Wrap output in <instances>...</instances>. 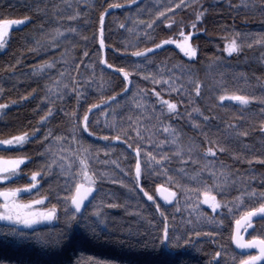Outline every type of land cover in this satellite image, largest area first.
<instances>
[{
    "label": "trees",
    "instance_id": "trees-1",
    "mask_svg": "<svg viewBox=\"0 0 264 264\" xmlns=\"http://www.w3.org/2000/svg\"><path fill=\"white\" fill-rule=\"evenodd\" d=\"M180 4L0 0V19L29 17L10 30L0 51V104H15L0 115V139L31 135L20 147L0 148V157L27 159L20 175L0 187L29 185L35 172L38 187L19 199L45 198L47 207L56 204L58 209L53 223L16 226L30 236L38 234L39 240L3 236L0 229V264H70V257L80 264L95 259L171 264L174 254L181 264H239L245 257L233 247L234 221L264 203L259 196L264 191V45L258 43L264 37V0H183L184 6L176 7ZM192 11L203 13L200 32L192 37L197 56L188 59L172 45L154 49ZM233 40L239 50L226 53L225 44ZM145 48L152 53L132 55ZM119 68L129 73L126 95ZM233 94L248 96L249 103L219 99ZM163 100L177 108L169 112ZM89 105L97 107L90 113L88 131L73 132L77 124L84 127ZM85 172L95 188L85 213L98 209L106 224L95 227V237L89 233L82 239L73 255L50 245L64 228L65 204L69 206ZM157 185L175 192L172 205L158 200ZM204 192L215 197L218 211L200 204ZM157 206L175 229L173 239L183 236L180 248L153 244L157 225L163 227ZM254 235L264 238V219L253 222L246 239ZM126 237L127 244L115 242Z\"/></svg>",
    "mask_w": 264,
    "mask_h": 264
},
{
    "label": "snow or ice",
    "instance_id": "snow-or-ice-1",
    "mask_svg": "<svg viewBox=\"0 0 264 264\" xmlns=\"http://www.w3.org/2000/svg\"><path fill=\"white\" fill-rule=\"evenodd\" d=\"M131 3V0H129ZM183 0H181V4L177 5L176 7H183ZM114 7H119V5H114ZM261 7H264V4H261ZM163 15V14H161ZM203 13H197L196 20L200 21ZM29 17L25 16L23 20L20 19H0V47H3L4 40L6 36L9 33V29L11 26L14 25H20L27 21ZM105 19V13L101 12L100 14V21L101 24H103V21ZM171 23H175L174 21ZM121 28L125 27V25H120ZM193 28H195V24L192 25ZM181 36H184L183 30H181ZM193 32H188L187 36H184V39L180 42H178L175 39H168V40H161L159 44L154 45L155 49H160L162 46L167 44H175L180 51L184 54V56L189 58H195L197 56V49L190 46L188 43V38L193 36ZM100 43V49L103 51L106 48V45L104 43L103 37L99 41ZM258 43L261 45H264V37H262ZM239 45L235 40H233L230 44H225L224 51L226 53H233L237 52L239 50ZM153 49L145 48L143 51H136L133 52L132 55L134 57H145L149 54H151ZM87 53H85V58L87 57ZM100 63L103 64L104 60L101 57ZM108 68H112V64H108ZM118 72L123 74V82H124V92L123 94L126 95V90L131 87L129 83V73L125 71L123 68H119L117 70ZM153 83H160V81L153 80ZM201 85L199 83L196 84V95L199 97L201 94L200 92ZM156 97L159 99L160 94L155 93ZM76 96L77 101L79 102L82 93L79 89L76 90ZM21 99H24L23 97ZM113 97H110L109 100H113ZM219 99L221 101L225 100L224 95H220ZM229 99L233 101H239L240 104H248L249 103V97L246 95H236L233 94L229 97ZM162 104L167 105V109L169 112L177 108V104L170 102L168 100L161 101ZM6 107L5 105L0 104V108ZM96 105H89V110L84 113V119L83 124L84 127L80 129L79 124H77L73 132L77 131L78 129L81 132H87L88 131V122L90 120V113L96 109ZM51 111V109H50ZM198 111V110H197ZM78 118V113L76 114ZM44 117H41V120H43ZM205 120H208V117H204ZM167 131V129H165ZM262 133H264V127L260 129ZM247 133H244L246 135ZM119 136H113L111 137L112 140H119ZM26 139L25 136L19 135L14 137L10 140H4L2 143L4 145H18L21 144ZM103 139L107 140L108 137H104ZM129 147L131 145L129 144ZM221 151H224L223 148L220 149ZM209 153H212V148H208L207 150ZM137 154L138 150H137ZM24 158H18V159H12L8 161H2L0 160V172H14L18 165H20L23 162ZM261 163H264V160L260 161ZM83 163V161H81ZM84 176L86 179H88L87 172L84 173ZM142 177L141 173V164L139 161L136 163V186L139 187L140 179ZM8 177L4 175H0V182L5 181ZM37 179V173H32V181L33 184L25 185L24 190L31 189ZM157 188L159 189V185H157ZM76 192L71 197V206H67L65 204V219H64V228L59 233V237L57 240L53 241L51 243L52 248H57L59 250H70L73 255L77 252L78 245L80 244L82 239H87L89 233L91 236H96V230L95 227L99 225L106 224V219L102 218L103 214L98 210L94 209L93 215H87L85 213L84 208H82V204H84L85 199L89 196V193L93 192V189L91 186H83L81 183H76L75 185ZM20 191L16 188L11 189H0V197L3 198V203H0V221L6 222V224L0 226V229H3L2 235L7 237H15L20 240L25 239H37L39 240V235L35 234L30 236L28 233L20 230L18 227L19 225H23L27 228V226L35 225L38 222L41 221H52L54 219V216L58 213L57 205L53 204L48 209H42V208H34V205L40 204L41 200H29L27 202H22L17 198V193ZM140 191L144 193V196L147 197L148 201H153V197L148 194V192L144 191L143 188H140ZM173 194L169 193L167 196L164 197L165 200H168ZM205 199L203 200L204 204H210V206L215 209L219 207V205L215 202V197L211 196L208 192L203 193ZM251 195L255 196L256 193L253 191ZM259 196L261 199H264V191H261L259 193ZM154 203V201H153ZM109 207L115 208L120 207V205L117 204H111ZM155 213L158 214V218L162 220L163 227L160 228L159 224L157 225V228L159 229L155 235V238L153 240V244H155L157 241H159L160 245H167L169 249H178L181 247L180 241L183 238V236L176 237L173 239V237L170 235L171 231H174L175 229L169 228V222L168 217L164 214V212L161 211L159 206L156 207ZM264 214V203L260 204L259 207H253L250 211L246 212L244 216L242 217V220H244L246 223L244 224L245 228H248L252 225V217H254L256 214ZM139 215H142V213H138ZM156 218L155 216L153 217ZM235 223L237 225L241 224V220H236ZM191 235V233L189 234ZM197 235H200V233H197ZM233 242L237 245L239 248H256L257 251L254 255H247L245 256L241 261L240 264H264V238H261V236L254 235L250 240H244L241 235L238 234V230H234L232 235ZM119 244H127L128 243V237L125 238V240H117L115 241ZM185 243H188V241H185ZM45 246H49L48 242H44ZM219 255V253L217 254ZM175 258L172 260L171 264H181V261L179 259L178 254H174ZM70 264H80L79 258L72 260L70 257ZM90 264H117L116 261L110 260V259H95L91 260Z\"/></svg>",
    "mask_w": 264,
    "mask_h": 264
},
{
    "label": "rangeland",
    "instance_id": "rangeland-1",
    "mask_svg": "<svg viewBox=\"0 0 264 264\" xmlns=\"http://www.w3.org/2000/svg\"><path fill=\"white\" fill-rule=\"evenodd\" d=\"M194 13L192 11L189 15L185 16V18L179 19L178 22L175 24V26H176V32H175V34L173 36L169 37L168 39H175L178 42H180V41H182L184 39V36H187L188 32H190V31L194 33L193 36H195L197 33H199L200 30L197 27L199 21L196 20V15L197 14H194ZM20 20H23V19H20ZM24 23H22L20 25L11 26L10 29H9V33H10V30L11 29L16 28V27H20ZM171 24H173V23H171ZM193 24H195V28L192 27ZM181 30H183L184 36H181V34H180L181 33ZM9 33L6 36L5 40H4L3 47H0V51L4 48V46L6 44V41L8 39ZM193 36H191V37L188 38V43H189L190 46L196 48L195 44L192 42V37ZM168 39H166V40H168ZM167 45H172V46H174L176 49H178L180 51V49L175 44H167ZM167 45H164V46H167ZM180 53L182 55H184L181 51H180ZM186 58L193 59V58H189V57H186ZM225 100H231V99H229V97H225ZM2 105H5L6 107L0 108V115L5 110H7L8 108L14 106L15 104L14 103H7V104L3 103ZM20 135H23V136L26 137V139L21 144H18V145H4L2 143L4 140H10V139H13L16 136H19V135H16V136H12V137H8V138L0 139V148H16V147H20V146H22L31 137V135H29V134H20ZM18 158H24V157H0V160H2V161H8V160L18 159ZM26 161H27V159L24 158L23 159V162L20 165L17 166V168H16V170L14 172H0V175H4V176L8 177L5 181L0 182V184H5L8 181H10V180L18 177L20 175L19 169H20L21 165L24 164ZM39 177H40V175L37 174L36 183H35V185L31 189L24 190L25 186H23V187H17V188L15 187L16 189H19L20 190L17 193V198L19 199V196L20 195L27 194V193L31 192L33 189H35L36 187H38V185H39ZM80 182L81 183H84L86 185L92 186L90 180L89 179H86L85 177ZM30 184H33L32 175L30 176ZM0 189H11V188L10 187H0ZM174 195L176 196L175 192H174ZM204 199H205V197H204V195H202L201 200H200V204L202 206H204L205 208H208L213 213L219 210V207L213 209L210 206V204H204L203 203V200ZM36 200H41V203L40 204H37V205H34L33 206L34 208H42V209H48V208H50V207H47L46 206V199L45 198H39V199H36ZM174 200H175V198H174ZM20 201H22V200H20ZM22 202H24V201H22ZM215 202L218 204V202L216 201V199H215ZM0 203H3V198H0ZM54 220H55V216H54V219L52 221H49V222L41 221V222H38L37 224L33 225V227H38V226H43V225H46V224H49V223H53ZM234 223H235V221H234ZM252 253L253 254L249 253L247 255H254V252H252ZM247 255H245V256H247Z\"/></svg>",
    "mask_w": 264,
    "mask_h": 264
},
{
    "label": "water",
    "instance_id": "water-1",
    "mask_svg": "<svg viewBox=\"0 0 264 264\" xmlns=\"http://www.w3.org/2000/svg\"><path fill=\"white\" fill-rule=\"evenodd\" d=\"M81 184L83 186H85V187L89 186V185H86L84 183H81ZM91 187L93 189V192L92 193H89V196L85 199L84 204H82V208H84V209L88 205V203L90 202V200L92 199V197L94 195V192H95V188L93 186H91ZM75 192H76V189L74 191V194H75ZM169 193H172L173 195L168 200H165L164 197L167 196ZM156 195H157L158 200L161 203H163L164 205H166V206H170L174 202V198H175L174 192H173V190L169 189L166 186L160 185L159 186V189L156 188ZM0 198H2V197H0ZM70 206H71V199L69 201V207ZM244 214L241 215L237 219V220H241V224L240 225H237L236 223H234V225H233V232H234V230H238V234L241 235L244 240H250V239H246V233H247V231L252 227L254 221L260 220V219H264V214H259L258 213L254 217H252V225L250 227H248V228H245L244 227V224L246 223L244 220H242V217L244 216ZM46 222H49V221H46ZM31 226H33V225H30V226H27V227H31ZM19 227L26 228L23 225H19ZM232 235H233V233H232ZM232 242H233V240H232ZM233 247H234V249L236 250L237 253L244 254V255H247V254H249L251 252H254V254H255L256 251H257L256 248H239V247H237V245L234 242H233Z\"/></svg>",
    "mask_w": 264,
    "mask_h": 264
}]
</instances>
